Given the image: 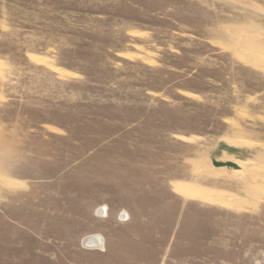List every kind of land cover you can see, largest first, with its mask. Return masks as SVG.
<instances>
[{
  "label": "rangeland",
  "instance_id": "rangeland-1",
  "mask_svg": "<svg viewBox=\"0 0 264 264\" xmlns=\"http://www.w3.org/2000/svg\"><path fill=\"white\" fill-rule=\"evenodd\" d=\"M0 264H264V0H0Z\"/></svg>",
  "mask_w": 264,
  "mask_h": 264
},
{
  "label": "bare ground",
  "instance_id": "bare-ground-1",
  "mask_svg": "<svg viewBox=\"0 0 264 264\" xmlns=\"http://www.w3.org/2000/svg\"><path fill=\"white\" fill-rule=\"evenodd\" d=\"M201 192L205 196L216 198V199L231 203L235 206L243 205V202L240 201L239 198H236L231 195H227L224 193H218V192L205 190V189L201 190ZM100 209L101 210L99 211V214L101 215L106 209L103 207ZM122 215H125V213H122ZM83 245L86 248H90V249H101L102 248V238L99 235H89L83 239Z\"/></svg>",
  "mask_w": 264,
  "mask_h": 264
},
{
  "label": "water",
  "instance_id": "water-1",
  "mask_svg": "<svg viewBox=\"0 0 264 264\" xmlns=\"http://www.w3.org/2000/svg\"><path fill=\"white\" fill-rule=\"evenodd\" d=\"M213 166L216 168V169H223V168H229V169H235L236 168V165L234 163H220V162H212Z\"/></svg>",
  "mask_w": 264,
  "mask_h": 264
},
{
  "label": "crops",
  "instance_id": "crops-1",
  "mask_svg": "<svg viewBox=\"0 0 264 264\" xmlns=\"http://www.w3.org/2000/svg\"><path fill=\"white\" fill-rule=\"evenodd\" d=\"M118 211V210H117ZM118 212H112L110 217L114 220H116V216H117Z\"/></svg>",
  "mask_w": 264,
  "mask_h": 264
}]
</instances>
